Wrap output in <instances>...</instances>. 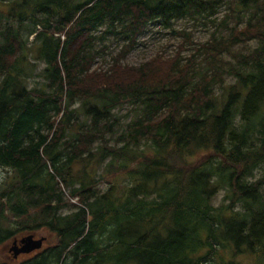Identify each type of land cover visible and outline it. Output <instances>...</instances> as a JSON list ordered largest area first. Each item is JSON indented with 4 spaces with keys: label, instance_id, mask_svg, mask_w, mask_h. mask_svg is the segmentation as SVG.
<instances>
[{
    "label": "trees",
    "instance_id": "1",
    "mask_svg": "<svg viewBox=\"0 0 264 264\" xmlns=\"http://www.w3.org/2000/svg\"><path fill=\"white\" fill-rule=\"evenodd\" d=\"M1 1L0 248L51 244L0 264H209L225 240L264 244V0ZM181 18L217 27L202 42ZM153 25L179 49L128 62Z\"/></svg>",
    "mask_w": 264,
    "mask_h": 264
},
{
    "label": "rangeland",
    "instance_id": "2",
    "mask_svg": "<svg viewBox=\"0 0 264 264\" xmlns=\"http://www.w3.org/2000/svg\"><path fill=\"white\" fill-rule=\"evenodd\" d=\"M228 3V0H226ZM227 3H223L219 7L218 13H214L211 15V17L219 19L222 14L225 12V10L230 11L229 5ZM12 9L13 6H9L8 2L1 1L0 0V11L7 13L8 10ZM2 22H7V19L5 17H2ZM0 20V21H1ZM10 21V20H9ZM202 21H207V24L204 25L203 22H199L197 25H194V21L189 18H181L174 21L173 26L177 29L187 28L188 30L193 32V36L196 40L199 41H206L208 40L212 35V30L217 27V21L213 24L212 22H209L206 19L202 18ZM219 21V20H218ZM12 23H15L13 21ZM171 29H163L158 25H153L152 28H150L146 34H144L141 37V41L139 45L128 55L127 61L130 63H140L141 61L151 57L154 55L157 51H165V52H175L179 49L180 42L183 40L181 36L178 35H172ZM86 33L82 36L84 37ZM34 34L31 36L30 41L33 39ZM79 40L77 41V43ZM30 45V43H29ZM190 45V44H188ZM255 45V43H254ZM121 46L117 45V42H113L110 44V48L108 49L107 53L102 54L99 58H110L111 55L115 54ZM190 51H185V54H189ZM31 57V56H30ZM33 55L32 58L33 59ZM32 62H35L34 65V74L29 78L28 85L30 87L35 85H42L44 82V78L41 74L43 68L45 67V63L43 61L34 60ZM38 82H40L38 84ZM128 107V105H126ZM123 108L122 112L126 113L128 111V108ZM133 116V112L129 114L128 117H126V120L131 119ZM262 172V169L259 168L256 170L257 176ZM3 172L0 171V178L2 176ZM1 180V179H0ZM225 192L220 191L219 194L214 198V203L216 205L222 204L224 202H227L225 199ZM78 198H71L72 202H75L74 200H77ZM32 234V233H31ZM35 235V238L45 237L47 242L45 245L43 244V247H46V245L51 244V236L47 230H38L33 233ZM29 235L28 233H19L18 239H21L24 236ZM50 238V239H49ZM17 239V240H18ZM50 240V241H49ZM15 241V240H14ZM14 241H10L9 243L3 245L0 248V261H4L5 259L9 261H14V253L12 251V247L14 246ZM39 250V249H38ZM25 253L19 254L16 258L22 259L24 257ZM15 258V257H14ZM209 264H233V263H239V264H264V244H261L259 247L254 249L247 248V245H237L231 240H225L224 244L219 247V252L217 255H215L214 259L208 262Z\"/></svg>",
    "mask_w": 264,
    "mask_h": 264
},
{
    "label": "water",
    "instance_id": "3",
    "mask_svg": "<svg viewBox=\"0 0 264 264\" xmlns=\"http://www.w3.org/2000/svg\"><path fill=\"white\" fill-rule=\"evenodd\" d=\"M45 239V237L35 238V235L32 233L22 237L20 241L15 240L14 246L12 247L15 257L21 253H31L40 249Z\"/></svg>",
    "mask_w": 264,
    "mask_h": 264
},
{
    "label": "flooded vegetation",
    "instance_id": "4",
    "mask_svg": "<svg viewBox=\"0 0 264 264\" xmlns=\"http://www.w3.org/2000/svg\"><path fill=\"white\" fill-rule=\"evenodd\" d=\"M46 242H47V240H45L43 244L45 245ZM36 251H38V250H35V251H33V252L29 253V254H25V255L34 254ZM21 255H22V253H21ZM25 255H24V257H25ZM14 257H15V255H14ZM14 257H13V259H15V260L20 259V258H16V257L14 258Z\"/></svg>",
    "mask_w": 264,
    "mask_h": 264
},
{
    "label": "built area",
    "instance_id": "5",
    "mask_svg": "<svg viewBox=\"0 0 264 264\" xmlns=\"http://www.w3.org/2000/svg\"><path fill=\"white\" fill-rule=\"evenodd\" d=\"M74 201H77V200H74Z\"/></svg>",
    "mask_w": 264,
    "mask_h": 264
}]
</instances>
